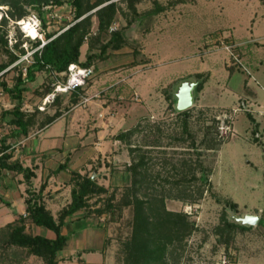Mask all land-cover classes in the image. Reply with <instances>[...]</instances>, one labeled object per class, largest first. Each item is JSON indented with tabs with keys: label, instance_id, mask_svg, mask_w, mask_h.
Segmentation results:
<instances>
[{
	"label": "rangeland",
	"instance_id": "374dc122",
	"mask_svg": "<svg viewBox=\"0 0 264 264\" xmlns=\"http://www.w3.org/2000/svg\"><path fill=\"white\" fill-rule=\"evenodd\" d=\"M178 1L181 3H175ZM155 2L163 5L166 10L155 19L157 28L148 37L151 40L149 41L147 36L144 39L137 30L128 31L132 45H128L127 48L136 47L139 50L142 47L146 49L145 53H139L135 59L130 54L114 59L111 57L108 61L94 62L98 69L116 64L109 69L116 72L126 70L122 68L125 67L124 62L127 63L131 59L139 62V66L127 70L119 77L108 75L109 84L123 78L127 80V85L138 86V97L136 94L126 92L120 98L122 87L117 88V84L111 85L107 92L95 95L93 93L101 89L100 83L97 82L89 89L88 93L91 96L86 97L91 99L87 104L78 102L71 105L69 95L66 94L61 97L58 107L48 106L49 104L46 106L44 115H51L56 109H61L66 115L65 118L69 114L74 116V125L68 130L69 135L65 133V137L78 138L83 136V133L89 137L94 131L100 129L104 131L100 139L101 146L98 147L100 151H94L92 155L81 151L82 149L77 150L81 151L79 152L81 160L70 167L69 171L57 175L65 176L64 180H68L70 188L72 171L89 174L100 186L109 190L118 187L114 199L117 202L121 194L122 178L124 177L127 183L129 181V174L124 168L126 163L129 164V158L126 144L115 140L114 137L119 131L131 129L145 118L146 120L141 123L142 131L131 138V143L137 146L146 142L157 144L147 156L152 158L149 162L154 165L151 172L159 175L157 181L163 186L167 182L171 183L165 188H170L179 178L184 180L203 178L202 168L204 166L207 168L204 174L208 176L209 185L205 186L199 201L195 203L170 199L165 201L167 210L186 214L195 227V231L184 241L182 249L176 251L174 261L170 264H222L224 258L226 264H264V0H155ZM48 6L50 9L45 8ZM48 6L41 8V14L45 12L44 15H47L46 12L52 10L58 15L61 14L63 20L59 23L55 19L54 21L49 19L46 34L57 32L73 21L65 11L68 5ZM153 7L152 0H145L138 6V10L146 11ZM23 9L27 15L31 12L36 13L27 5H24ZM7 10V6L0 3V24L2 18L7 20L6 31L9 38L7 40L8 45L12 46L16 42L18 32L14 24L17 20L6 15ZM94 20L96 21V18H93L92 22ZM92 27L91 30L95 31ZM23 45L24 50L25 47L29 48V44ZM224 46H229L230 49L227 50ZM85 50L87 51V48L82 46L80 58L82 56L85 58ZM30 51L31 49H28V52ZM26 59L30 60V56L25 50V54L16 63L22 62L20 65L25 66ZM6 60L7 56L0 41V64ZM225 63L229 66L228 71ZM15 69L13 65L10 66L1 78L9 86L13 85L18 73ZM209 70L213 72L214 77L210 80L208 77L203 85L205 88L199 93L194 89L195 101L189 110L187 129L184 131L183 118L179 119L176 116V112H179L176 110V104L169 107L167 95H173L174 99L182 82L196 83L195 75L201 72L206 74ZM228 73L231 78H228ZM94 78L95 75L83 88H86ZM50 80L54 82L55 78L49 77L46 73H38L35 81L27 85V93L24 94V105H27V108L29 106L36 108L35 105L40 100L35 91L38 89L41 91ZM247 84L258 93L259 102L248 98L252 94L244 90L245 87L249 88ZM99 95L102 97L99 98ZM98 99L103 109L106 108L102 113L92 105ZM8 101V97L0 101V112L12 108V102ZM217 106L221 107L215 108ZM44 115H39L38 119ZM65 122L66 127L67 120ZM224 122L233 127L235 133L232 138L229 135L220 136L219 127ZM59 124L58 128L53 127L47 134L64 128V121ZM35 131L32 130L31 133ZM253 131L256 133L253 134ZM56 142L58 145L63 144L61 139ZM73 145L74 142L70 140L64 142L65 149ZM187 160L195 168L191 173L183 165ZM114 180H118L120 185L115 186ZM196 184L199 183L192 182L191 185L194 187L192 191L195 190ZM69 189L64 191L65 198ZM62 191L61 189L56 193ZM170 192L176 196L180 194L173 190ZM63 202L64 199L59 205L56 204L55 210H58ZM89 204L94 210L99 208V197L92 198ZM122 214L120 220L110 222L109 216L88 218L101 226L104 236L103 245L99 250L101 256L97 253L83 254L78 258L81 252L72 253V250L76 249L78 237L80 236L81 240L83 233L78 229L74 236H68L70 242L60 253L61 256L70 255L72 261L64 260L61 264L85 262L124 264L121 248L123 241L130 235L131 214L129 209H124ZM246 214L258 216V224L242 225L239 219ZM225 222L248 229L235 228L231 231ZM27 232L31 233L30 229ZM225 238L229 241L226 242ZM0 264L18 263L4 260ZM20 264L43 263L38 258L30 260L29 257Z\"/></svg>",
	"mask_w": 264,
	"mask_h": 264
},
{
	"label": "trees",
	"instance_id": "16d2710c",
	"mask_svg": "<svg viewBox=\"0 0 264 264\" xmlns=\"http://www.w3.org/2000/svg\"><path fill=\"white\" fill-rule=\"evenodd\" d=\"M145 0H0V3L7 6L6 15L10 18L19 20L27 15L24 5L35 10L41 17V8L48 5L63 6L68 5L72 8L73 21L70 26L62 33L56 35V32L45 34V40H49L40 51L32 54L30 64L25 66L17 65V74L12 86H8L2 81L4 72L15 64L25 50L22 43L26 40L22 34L16 33V42L14 50H10L7 40V20L2 18L0 24V41L3 46V52L7 60L0 64V88L9 96L15 104L11 109L0 112V121L10 129L9 135L1 139L0 143V169L6 172H12L20 175L25 185V214L18 216L13 222L0 228V262L9 260L10 262L20 264L29 257L38 258L43 264H58V254L62 252L68 244V236L74 234L81 227L74 223L90 218L91 216L99 218L100 216H109L110 221L120 220L124 209H129L131 214L129 224L130 235L122 243V254L124 264H170L174 261L173 257L177 250H181L184 241L195 231L194 224L184 213L171 212L166 209L165 201L167 199L181 202L195 203L199 201L205 189L209 185L208 176L204 174L206 166L202 168L203 178L195 179L179 178L172 183L167 182L165 186L157 181L158 174L152 173V158L147 156L151 149L157 147L153 142H146L141 146L132 145L131 138L142 131L141 123L146 120L142 118L136 126L126 131H119L114 139L127 146L129 164L126 163L125 172L129 174V185L120 188L121 194L117 202L114 201L118 187L111 190L100 186L89 174H80L72 171L70 184V202L60 209L54 216L44 203L45 196L43 191L46 182H43L38 189L33 186L35 177L34 168L23 167L18 160H12L13 155L7 152L10 146L8 139L26 138L32 130H40L51 124L63 114L61 109H56L51 115H44L37 108L31 113L21 110L23 98L22 95L27 91V84L33 83L36 74L46 73L49 77L53 76L55 81L50 80L48 85L35 94L42 100L53 91L55 83H65L67 76L61 74L67 72L71 64H79L82 67H94L95 60L105 61L111 57L112 52L119 51L126 46L132 45L126 32L131 26L137 24L141 35L149 31V21L153 20L160 12L166 10L163 5L152 0L154 7L150 10L139 11L138 4ZM177 4L181 1L175 2ZM97 20V29L94 35L84 38L91 33L93 25L92 19ZM120 20H119V19ZM44 23L43 18L41 17ZM117 24V29L110 32L112 24ZM44 25V24H43ZM53 36H55L53 38ZM33 49L40 42H30ZM136 44V43H135ZM87 45V53L84 61L80 60L81 47ZM133 58L139 55L138 49L133 47ZM98 51V52H96ZM140 63L133 60L126 67H133ZM20 65V66H19ZM22 68L25 69L23 76ZM15 69V70H16ZM230 70V69H229ZM208 74H196V92L199 93L204 88V83L208 79ZM60 80V81H56ZM89 86V85H88ZM78 88L69 95L71 105H76L85 96L86 89ZM249 88H244L248 90ZM251 92V91H250ZM66 94L57 95L54 101L48 106L58 107L61 97ZM175 97V95H174ZM169 107L176 104V97L167 95ZM195 101V98H194ZM67 110L69 108H66ZM189 109L176 112V116L182 120L184 131L187 129V119ZM176 111V110H175ZM39 115H44L40 120ZM251 119V118H250ZM148 129V128H147ZM255 134L256 131H253ZM255 143H258L255 141ZM70 158L66 156L63 163L51 171L57 175L67 170V164ZM163 162V160H162ZM187 171L191 173L193 165L188 160L183 163ZM207 178V179H206ZM198 182L195 190L191 184ZM202 182V183H201ZM177 191L179 195H173ZM180 190V192H179ZM193 192V193H192ZM104 195V196H103ZM103 196V198H100ZM94 197H99L100 207L92 209L89 204ZM102 203V204H101ZM227 224V222H225ZM261 223V222H260ZM33 224L37 227L45 228L54 234V238L49 239L41 235H34L27 232L26 225ZM74 226V227H73ZM76 226V227H75ZM96 226L100 224L96 222ZM230 230H246L248 227L238 224H227ZM65 228L66 234H63ZM226 242L229 241L225 238ZM173 259V260H172Z\"/></svg>",
	"mask_w": 264,
	"mask_h": 264
},
{
	"label": "crops",
	"instance_id": "0c3cea01",
	"mask_svg": "<svg viewBox=\"0 0 264 264\" xmlns=\"http://www.w3.org/2000/svg\"><path fill=\"white\" fill-rule=\"evenodd\" d=\"M141 4H138L137 8ZM63 10H65V9H63ZM65 11H67V9ZM163 13H165V10L163 12H160L157 16H154L153 20L149 21V24H150L149 25V31L143 35L144 39L146 36L148 38L150 36V34L155 31V29L157 28V25H155L157 23L155 21V19L159 15H162ZM66 16H68V15H66ZM137 27H138L137 24H134L131 26L130 30H128V31L133 32V31L137 30L139 32V29ZM92 28L95 29V31H96L97 20L93 21V27ZM128 31L126 32V36L129 38L130 33H128ZM148 40L150 41L151 39L148 38ZM83 46H85V48H87L86 45H83ZM143 46H144V44H143ZM127 47L128 46L122 48L119 51L112 52L111 57L114 59L115 57H119L122 55L123 56L124 55L129 56L130 54L133 57V50L134 49L133 48H127ZM145 51H146V49L145 48L142 49V47H141V49L138 50V52L140 54L145 53ZM85 53H87V51ZM85 55L86 54H84V56ZM112 55H114V56H112ZM116 55H118V56H116ZM84 59L85 58L83 56L80 58L81 61H84ZM128 59H129V57H128ZM108 60H110V59H107V61ZM132 61L133 60L131 59V61H129L127 63L124 62L123 65H125V67H122V68H125L126 70L120 71V72L109 71V69H112L113 67H115L116 64H112L109 66H102L100 69H98L96 67V65H94L95 78L90 81L89 86L86 89L85 96H91L88 93L89 89H91L92 85L97 84V82L100 83L101 89L94 92L93 94H95V95L97 93L102 94L105 91L107 92V90L111 87V85L113 86L114 84H117V88L122 87V89H121L122 93L120 94L121 95L120 98H122L123 94L126 92H127V94L132 93L133 95L134 94L137 95L138 86H135V85L132 86V84H129L130 86L127 85V80H124L123 78L116 79L113 84H109V82H108L109 81L108 75L112 74L111 77H119L120 74L127 72V70H130V69L135 68L136 66H139V65H136L133 67H126V65L131 63ZM225 67L227 69V67H229V66L225 63ZM227 71H228V69H227ZM201 73H204V72H201ZM198 74H200V73H198ZM206 74L209 75V80L214 77L213 72L210 70L206 71ZM228 75H229L228 78H231L230 73H228ZM37 76H38V74H36V77ZM133 87H134V90H133ZM247 87H249L248 90L251 91L250 93L252 94L251 97H248V98L251 100H255V101L259 102L258 93L255 91V89L254 88L252 89L249 86V84H247ZM204 88H205V86H204ZM26 93H27V91L24 92L22 95V98H23L22 105L25 102L24 101V98H25L24 94H26ZM132 94H131V96H132ZM6 97H8L9 103L12 102L11 107H13V105L15 104V101H12L9 98V96L7 94L3 93V91L0 88V101L5 100ZM98 97L100 98L102 96L99 95ZM125 97L124 98L127 99L128 95H126ZM137 97H138V95H137ZM239 97H241V96H239ZM136 100L139 101V98H137ZM92 105L96 106L97 107L96 110H98V112H100V113H102L103 111L106 110V108L103 109L104 107L102 106L101 101H99V99L94 101V103ZM220 107L221 106H217L215 108H220ZM65 116H66L65 114H62L61 117L56 119L51 124L45 126L44 128H42L40 130H36L35 132L29 134L28 137H26V138H12V139L7 140V144L10 146V148L7 152L12 153V155H13L12 160H18L19 163L23 167L34 168V172H35V177L33 179L34 188L38 189L43 182H46V187H45V190L43 191V195L45 196L44 203H45L46 207L52 212V214L54 216L57 213V211H59L60 209L65 207L70 202V189L71 188H70V185L67 183L68 180L67 181L64 180L65 176H62L61 174L60 175H53L51 173V171H53L58 166V164L63 163L64 159L68 155H69L70 160L67 164V170L66 171H69L70 167L72 168L73 166L76 165V163L79 160H81V158H80L81 156L79 155V152L83 151V152H87L88 154L92 153V155H93L94 151L97 152L99 150L98 147L101 146V143H100L101 140L100 139L102 137V133H104V131H102L100 129L98 131H94L93 133L89 134V137H87L85 135L86 133H83L82 134L83 136H78V138L74 137V136L73 137H70V136L65 137V133H66V135H69L68 130L73 127L74 121H75L74 116L72 114H69L67 116V118H65ZM65 120H67V126L66 127H65V124H66ZM61 121H64V128H59L57 130V132L47 134V132L50 129H52L53 127L56 126V128H58L57 126L60 125L59 123ZM2 126H3V128H2ZM65 129H67V131H65ZM9 132H10V129L8 128V126L0 121V143H1L2 138L9 135ZM60 139H61V142H63V144L58 145L56 141H58ZM68 140H70L71 142H74V145L72 147H68V149H65L64 148V142H66ZM67 150H68V153H66ZM77 150H81V151H77ZM87 153H85V154H87ZM82 156L84 157L85 155L83 154ZM83 157H82V159H83ZM97 157H98V154H97ZM41 180H42V182H41ZM22 181H23V179L20 175L14 174L12 172H6V171H3L0 169V222H1L0 228H2L3 226H5L8 223L13 222L18 216H23L25 214V208H26L25 193H24L25 185ZM114 181L116 182L115 186L120 185V184H118V180H114ZM59 182H61L62 185H60ZM129 182H130V180L128 181V183L125 182L124 177H123L121 186L129 185ZM52 187L54 188L53 191L51 190ZM61 189L63 190L62 193H60V192H59V194L56 193L57 191H59ZM66 189H69L68 193H67V198H65L66 196H64V191ZM62 194H63V196H62ZM63 199L65 200V202H63L61 204V206H59L60 208H57L58 210H55L54 206L56 204L59 205V203L62 202ZM74 224L80 226L81 227L80 230H82L83 233H82V236L80 238L81 240H79L80 236L78 237V240L75 243L76 249L74 251L72 250V253L75 251L81 252V254L78 256V258H80L83 254H91L92 255V254L97 253L101 256V253H99V250L101 249V246L103 245V238H104L102 229L100 227L96 226V223L93 222L92 219L91 220H88V219L81 220L80 222H76ZM26 229L27 230L30 229V232L34 235H41V236L49 238V239L54 238V234L51 231H49L45 228H42V227L34 226L33 224H27ZM63 230H64L63 234H66L65 228ZM48 232L49 233L51 232V233L48 234ZM68 242H70V239L68 240ZM82 246H85V247H82ZM60 253H62V252H60ZM60 253L58 254V260H59L58 264H61L62 262H64V260H68L69 262L72 261V259L70 258V255H68V256L62 255L61 256ZM66 257H67V259H66ZM32 258H34V257H30V260ZM83 264H91V263L85 262Z\"/></svg>",
	"mask_w": 264,
	"mask_h": 264
},
{
	"label": "built area",
	"instance_id": "2783aa9c",
	"mask_svg": "<svg viewBox=\"0 0 264 264\" xmlns=\"http://www.w3.org/2000/svg\"><path fill=\"white\" fill-rule=\"evenodd\" d=\"M117 1V0H115ZM46 9H50V7H45ZM64 8V7H63ZM67 8V12H68V15H70L72 18V8L69 6V7H66ZM49 12L46 14L47 15H44L45 12H43L41 14V17L43 18L44 20V23L42 22V19L40 17V15L36 12H31L30 14L26 15L25 17L17 20L14 22V24L16 25L18 31L22 34V38L26 39L24 41L25 44H29V48H26L25 47V50H26V54L30 56V60L26 59V62L27 64H30L31 63V60H32V54L36 51H40L43 46L48 42L50 41L51 39L49 40H45V34H46V28L48 27L50 21H48L49 19H53L52 21L57 20L59 23L60 21H62V17H61V14H57L55 13V11H52V10H48ZM63 13V12H62ZM64 15V14H63ZM51 21V22H52ZM44 24V25H43ZM71 24V23H70ZM70 24L64 26L63 28H61V30L57 31L56 32V35L62 33L63 31H65L69 26ZM117 29V24L114 23L112 24L111 28H110V32H113ZM95 34V31L91 30V33L86 36L84 38V42L87 41L88 37L91 36V35H94ZM14 34H12V37H13V41H14ZM55 36H53L54 38ZM7 39H9L7 37ZM30 42H36V41H39L40 44L31 49L30 52H28V49H30L31 47V43ZM8 43H9V40H8ZM23 43V44H24ZM22 44V47L24 46ZM12 45V44H11ZM13 46H9L10 50L13 51ZM225 49H230L229 46H224ZM20 63V62H19ZM18 63H15L13 64V66L17 65ZM94 73H95V70H94V67H82L80 66L79 64H71L68 66L67 68V72L66 73H63L61 74L62 76L66 75L67 76V80L65 83H60V82H57L54 84L53 86V91L48 94L47 96H45L42 100H40L36 105L35 107L40 111V112H44L45 111V108L48 104H51L55 97L57 95H61V94H71L72 92H75L78 88H83L84 86H86L87 82L89 79H91L93 76H94ZM23 76H25V69H23ZM91 98L89 97H82L81 98V101H80V104H87L89 102ZM28 106L27 105H22L21 107V110L23 112H33V106L29 108H27ZM220 129V136H224V137H227L228 135L231 136H234V130H233V127L228 123V122H224L222 123V125L219 127ZM228 136V137H229ZM227 261L225 260V258L223 259L222 261V264H226Z\"/></svg>",
	"mask_w": 264,
	"mask_h": 264
},
{
	"label": "water",
	"instance_id": "95a60500",
	"mask_svg": "<svg viewBox=\"0 0 264 264\" xmlns=\"http://www.w3.org/2000/svg\"><path fill=\"white\" fill-rule=\"evenodd\" d=\"M196 83L182 82L175 93L176 97V110L181 112L193 106L194 102V89ZM242 225L256 226L259 222V217L251 214H246L243 218L239 219Z\"/></svg>",
	"mask_w": 264,
	"mask_h": 264
}]
</instances>
